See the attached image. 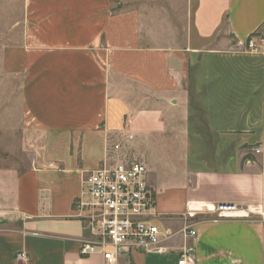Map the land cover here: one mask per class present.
I'll return each mask as SVG.
<instances>
[{
  "label": "crops",
  "instance_id": "obj_1",
  "mask_svg": "<svg viewBox=\"0 0 264 264\" xmlns=\"http://www.w3.org/2000/svg\"><path fill=\"white\" fill-rule=\"evenodd\" d=\"M19 1L0 62V135L14 150L0 156V264L17 252L27 264H106L81 255L92 237L74 204L119 143L146 166L155 223L196 235L116 264H177L184 247L194 264H264V0H166L185 21L169 45L120 7L139 0ZM218 204L238 212L217 219Z\"/></svg>",
  "mask_w": 264,
  "mask_h": 264
},
{
  "label": "built area",
  "instance_id": "obj_2",
  "mask_svg": "<svg viewBox=\"0 0 264 264\" xmlns=\"http://www.w3.org/2000/svg\"><path fill=\"white\" fill-rule=\"evenodd\" d=\"M256 40L254 36L247 40V51L259 49ZM260 150L252 148L251 153L257 155ZM110 154L96 170L83 176L82 195L74 204L83 212L92 237L81 247V255L100 253L106 264H116L125 254L165 255L170 252L165 243L176 235L195 237L196 232L188 225L178 232L161 229L155 223V193L148 184L146 166L130 158L120 143ZM251 163L250 159L244 161L245 165ZM237 212L231 204H218L212 211L217 219ZM192 252V247L182 248L177 264H194ZM14 260L17 264L29 262L24 252H17Z\"/></svg>",
  "mask_w": 264,
  "mask_h": 264
},
{
  "label": "rangeland",
  "instance_id": "obj_3",
  "mask_svg": "<svg viewBox=\"0 0 264 264\" xmlns=\"http://www.w3.org/2000/svg\"><path fill=\"white\" fill-rule=\"evenodd\" d=\"M176 2L179 4L182 2V0H176ZM148 6L151 8V10H153V13L150 15V17L154 16L156 20H153L152 18L150 21H148L149 15L146 13L148 11H145V8ZM120 7H122V9L133 7L141 10V14H144L143 24H146L150 30H153L155 25H160V30H164L166 34L164 38L160 39H164L167 45L174 44L181 39V36L174 35V33L177 32L178 34L185 27V21L180 18L182 14L177 12V9L174 8V6L169 5V1L139 0L138 2L128 5H120ZM20 12L21 5L19 0H0V62L4 54V50L14 46V44L17 42V36L21 28V22L18 19ZM145 18L147 19L145 20ZM154 21H158V23H155ZM1 82L3 81L0 79V83ZM7 90L11 94L10 99H12V94L14 93L13 84H10V88L7 87ZM2 91V85H0V92ZM9 93H7V95ZM10 143L11 142L8 140L7 136L4 134L0 135V156L4 154L3 151H11V153H14V150L12 149L7 150L10 149L8 148Z\"/></svg>",
  "mask_w": 264,
  "mask_h": 264
},
{
  "label": "trees",
  "instance_id": "obj_4",
  "mask_svg": "<svg viewBox=\"0 0 264 264\" xmlns=\"http://www.w3.org/2000/svg\"><path fill=\"white\" fill-rule=\"evenodd\" d=\"M256 35H257V34H256ZM256 35H255V36H256Z\"/></svg>",
  "mask_w": 264,
  "mask_h": 264
}]
</instances>
